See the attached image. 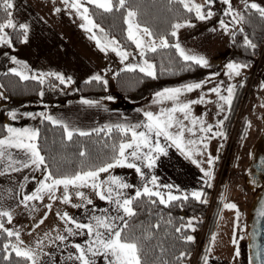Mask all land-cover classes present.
I'll use <instances>...</instances> for the list:
<instances>
[{"label": "snow or ice", "instance_id": "1", "mask_svg": "<svg viewBox=\"0 0 264 264\" xmlns=\"http://www.w3.org/2000/svg\"><path fill=\"white\" fill-rule=\"evenodd\" d=\"M177 2L183 6V8L189 12L194 13L195 18L204 21L209 20L215 15L211 10V5L215 0H204L203 3H196L195 0H177ZM221 2L227 6L224 15L231 16L233 21H243L244 17L240 15L232 6V0H221ZM62 3L66 6V9H73L86 23L82 24L81 27L86 31L92 33L90 39H95L97 46L101 51H106L109 46L113 52L121 58V62L128 59L130 53L126 50L119 48V42L114 38L109 40L107 44H102L97 39L93 29H98L99 32L103 33L104 29L100 25L96 24L93 19L90 18L89 8L86 5H94L96 8L102 9L104 12H112L113 10L119 11L126 7L127 0H62ZM14 0H0V12L4 14L3 18H0V46L13 47V41L8 29L19 30L22 40L21 42L27 43L29 25L27 23H18L13 18ZM205 8L208 10L205 11ZM245 8L256 10L261 17H264V7L259 4L252 2L248 3L245 0ZM60 8H55V12H60ZM138 13L134 10H128L125 16V24L127 25V38L132 41L136 48L139 49V55L141 58L145 57L146 51L156 52L158 48H175L176 52L185 62H192L202 67H208L209 61L204 56L193 55L186 52L181 45L177 42L169 45L167 38L159 37V44H157L154 38L153 31L147 27L142 26L137 20ZM221 28L226 32L229 30V24L223 19L219 21ZM195 25L191 21H185L184 23H175L172 25L173 31L171 32L172 37H177V31L182 27H194ZM215 31V29H212ZM243 31V28L240 29ZM235 33H233V36ZM245 45L252 49L256 48V45L248 39L247 36L244 38ZM7 55V53H5ZM12 63L17 64L21 69H27V64L18 60L15 56L10 57ZM248 65L244 63H229L227 68L230 75L240 76L241 70L247 68ZM139 70L144 73L145 76L151 77L152 79L157 78L156 65L149 62L147 59H143L141 64H129L126 66L127 71ZM12 74L18 76L21 80H36L40 84L45 81V76H55L61 84H65L66 80L63 75L56 73H38L29 76L23 70L17 68H11L9 70ZM91 81L102 82L107 85L108 81L103 79L101 75H94L91 77ZM89 81V82H91ZM67 82H71V77L67 78ZM208 81L194 82L184 84L180 87L164 88L162 91L155 93L156 103H163L164 101L172 102V106L164 109L160 112L153 113L152 111H145L143 113L146 118V122L137 123L134 125H105L103 128H95L91 132L83 130L71 129L67 124H63L64 133L68 141H72L74 133L79 136L86 137L92 135V132L97 134L104 132L112 133L115 129L121 133L126 139L121 140L118 145H113L114 155L111 157L109 162H106L98 167H90L76 171L70 175L56 176L52 171L48 170V164L46 163V157L41 154V149L37 143L39 138L38 129L23 128L18 129L11 126H5L7 135L0 138V176L9 174L10 172H18L23 169H32L39 171L44 169L46 175L43 180L39 181V186L35 191L30 194H22L20 201L24 207H29V202L32 201H43L45 196L51 201L60 200L62 203H71L72 193L70 189H77L75 196L81 201H86L87 205H94L91 198L87 197L83 191H79L81 188H91L96 196L101 201H105L109 205H112V209L103 208L97 209L95 206L92 208V215L88 222H81L70 216L67 212L57 213L59 218L64 222V233L57 234L54 239H51V244L56 248H60L63 245L64 249L69 247L75 251L69 253L67 259L70 261L78 262V264H145L143 258V247L142 239L147 240L151 237L146 235L142 238H136L130 235L126 230L129 228L128 218L137 215L133 205L134 202L147 197L150 199L152 204H156L157 200L159 204L165 207L169 206L172 202L178 200H188V195H174L172 189L174 185L167 184L161 185L158 183V177L152 175L150 179L147 178L144 168L149 170L156 166L157 160L161 155L167 156V145H162L160 137H163L165 141H169L171 146L177 148L180 153L187 159L191 160V163L195 164L200 168L204 177L207 178L205 183L211 187V180L214 178V173L211 170L215 160L219 157H213L211 153L207 152L208 143L216 137H223L226 139V134L217 130L214 131L212 124H206V121L202 117L193 115V105L212 103L211 100H206L205 95L201 94L198 99L181 101V95L184 93H191L194 90L201 89ZM243 85H241L242 87ZM264 87V84H262ZM227 95L221 93V87L219 85L209 89V93H214L220 101L227 105L229 110L231 108L235 85L229 86L226 89ZM43 91L40 92V96H43ZM107 99L112 100L113 97L109 96ZM81 103L88 106H96L100 102L90 99H82ZM264 107V105H261ZM220 111H224V106H220ZM180 114L182 119L177 115ZM26 115L31 116L35 119V116L31 113ZM39 115L53 124H61L62 122L54 119L50 115L39 113ZM11 119L17 118V113L12 111L9 113ZM228 119L224 116L223 119L219 120L215 125V128L222 129L224 121ZM185 121L188 123L186 124ZM190 125V126H189ZM199 128L197 129V126ZM251 126L250 123L248 125ZM144 130H139V129ZM175 128V131L171 129ZM197 131L203 134L200 135L199 139H187L185 134L188 133L191 136H197ZM222 147V146H221ZM9 149H16L23 153V158H14ZM207 154L206 163L209 169L206 170L202 167L205 161L197 160L194 156H202ZM81 157L86 156V152L81 151L79 153ZM115 168H128L134 169L135 172L141 177L142 180L147 182L142 188H135L131 183L125 182V180L118 176L110 174L106 179H101L102 173H109L110 170ZM28 179V177H25ZM149 184L152 187H149ZM24 186L21 185V188ZM166 188L168 191L162 192L159 189ZM62 189V195L57 196L56 193ZM134 189L133 194L126 195L123 190ZM191 196L200 203H207L206 199H203L204 193L202 191H193ZM155 197L156 199H151ZM80 204H72V207H82ZM49 210L52 208V204L45 205ZM224 208L229 210H236V218L239 219L240 213L235 203H225ZM33 210H35L33 208ZM99 212V215L95 213ZM264 216V211L260 213ZM0 218H6L8 224L12 223L13 215L11 210H5L0 208ZM44 219H47L45 214L36 227L44 223ZM155 227H159L156 225ZM189 228L193 232L196 228L193 225V221L190 219L186 225H181L175 229L176 232H181L184 228ZM0 234L6 235V242L0 246V251H3L5 255L3 260L9 261L11 264V257L14 254L15 257L20 258L28 264H41V257H52V253L43 251L45 239H50V234L45 233L44 238L38 239L35 246H26L24 241L21 239V233L19 230H13L12 228L5 227V223L0 219ZM83 236L86 239L81 243L69 242L70 237ZM216 235H212L211 242L216 241ZM187 242H194L195 237L187 235L184 237ZM59 242V243H57ZM235 244L236 241L233 240ZM211 252V248L208 249ZM186 253L181 252L177 259H183ZM239 249H236L235 256H239ZM204 264H208L209 257L205 256Z\"/></svg>", "mask_w": 264, "mask_h": 264}, {"label": "crops", "instance_id": "2", "mask_svg": "<svg viewBox=\"0 0 264 264\" xmlns=\"http://www.w3.org/2000/svg\"><path fill=\"white\" fill-rule=\"evenodd\" d=\"M14 5V20L18 23H27L29 25L28 41L27 43L22 42L19 48L0 46V76L5 72L11 73L9 71L11 68H17L18 70L25 71L29 76L41 72L60 74L65 77L66 83L64 84L65 88L61 89L52 85L49 79L50 76H45L44 83L40 84V92L43 91L44 93L43 96H40L42 105L23 106L14 109L13 111L17 113V118L13 120L8 114L5 118L6 126L18 129H38L43 119L39 113H44L62 122L57 125L63 127V124H67L71 129L91 132L93 129L103 128L105 125H134L143 123L146 122V118L143 115L145 111H152L158 114L162 108L167 109L172 106V102L170 101L156 103L155 94L133 105L124 103L119 97L113 94L112 81L114 74L120 70H125L129 64H135L132 61L137 59V57H141L139 55V49L136 48V54L129 52L128 59L121 62V58L116 52L111 50L112 46H109L106 51H101L96 42L90 43L87 47H85L86 44L76 46L70 39L59 33L57 26L47 20L46 14L31 0H14ZM221 17L222 15H213L209 20H197L192 23L195 25L194 27H182L177 31V37H174L173 42V44L178 42L181 46L187 44V50L185 51H190L188 53L193 55L204 56L209 61V66L224 63V69H227L224 72L220 71L218 75L204 79L203 81L208 82L201 89L181 95V101L186 102L188 100L198 99L201 94H206L205 99L211 100L212 103L193 105V115L202 117L206 121V124H212L214 131H216L215 125L217 122L223 119L229 110L228 106L224 105V102L220 101L214 93H209V89L219 85L221 87V93L227 95V86L222 84V80L224 81L225 77H223V74L227 75L229 73L227 68L229 63L226 57L228 53V39L231 31L229 29L226 32L221 28L219 24ZM212 29H215V31ZM11 30L9 29L8 32L10 33ZM199 33L206 34L205 41L201 43V45L203 44L202 47L200 46L197 49L187 48L191 37ZM188 38L189 40L185 42ZM12 56L26 63L28 66L27 69H21L19 65L12 63L10 59ZM94 75H101L103 79L108 81L105 86L110 96L113 95V99L99 101L100 103L96 106H88L81 103L82 99L78 96V85L91 80V77ZM68 77H71L70 83L67 82ZM234 84L238 85V82ZM221 105L224 106V111L222 112L220 111ZM4 107L5 101L0 90V114L3 112ZM28 113L34 115L35 119L26 115ZM177 115L182 119L180 114ZM185 123L187 124L188 122L185 121ZM198 128L199 125L197 126ZM139 130L144 129L141 128ZM175 130V128L171 129V131ZM221 130L224 132V125ZM200 135L209 134H203L197 131V136L193 137L186 133L185 138L186 140H198ZM160 142L162 145H167L168 155H161L153 169H143L148 179L152 175H155L158 177L159 184L174 185L172 189L174 195H188L193 198L191 196L193 191H202L205 193V190H209L208 184L205 183L207 178L204 177L199 167L191 163V160L185 158L177 148L171 146L170 142L165 141L163 137H160ZM208 147L207 152L215 157L216 149L219 148L218 139L213 138L212 142L208 144ZM9 151L14 158H23V153L19 150L9 149ZM194 158L205 161L202 167L206 170L209 169L206 163L207 154L194 156ZM2 167L0 165V168ZM110 174L122 177L125 182L133 184L135 188H142L147 182V180H142L134 169L128 168H115L110 170L109 173H102L101 179H106ZM45 175V171L23 169L0 176V208L11 210L13 215L12 223L8 224L6 221L5 227L19 230L24 245L32 247L35 246L38 239L44 238L45 233L50 234V239H45L44 241L45 246L43 251L52 253V257L42 256L41 264H78V262L67 259L68 254L74 252V249L70 247L64 249L63 245L60 248H56L54 245L49 246L51 239H54L58 233L66 234L64 233V222L59 218L57 213L62 214L67 212L78 221L88 222L90 216L93 214L91 211L93 206L97 209L109 208V210L113 206L105 201L99 200L91 188H81L79 191H83L87 197L91 198L94 205H87L86 201H81L75 196L77 189H70L72 193L71 203L65 204L60 200L51 201L45 196L43 201H32L29 202V207H24L20 203L22 194H30L35 191L39 186V181L43 180ZM25 177H28V179H25ZM31 180L35 181V187L30 193H23L21 185L25 186ZM149 187H152V185L149 184ZM159 190L165 193L168 191L166 188H160ZM123 191L126 195H131L134 189ZM56 195H62V189ZM49 203L52 204L51 210L45 207ZM72 204H80L83 206L74 208ZM45 214L47 215V219H44V223L40 224L39 227H36L39 221L44 218ZM95 214L99 215L100 213L96 212ZM236 223L237 219L234 211L222 212L221 218L216 222L211 233L206 252L203 256V258L205 256L209 257L208 264H250L249 257H247V260L246 252L243 251L244 248H242L240 255L237 257L235 256L236 250L234 249V245H231L234 240L232 239V231L235 230ZM214 234L217 238L212 243L211 237ZM85 239L86 237L83 236H74L69 238V242L81 243ZM209 248H211V252L208 251ZM202 264H204V259Z\"/></svg>", "mask_w": 264, "mask_h": 264}, {"label": "trees", "instance_id": "3", "mask_svg": "<svg viewBox=\"0 0 264 264\" xmlns=\"http://www.w3.org/2000/svg\"><path fill=\"white\" fill-rule=\"evenodd\" d=\"M116 3V0H113ZM89 8L90 18L104 29L99 32L93 29L97 39L103 44L115 39L119 42V48L132 54H136L135 44L127 38V25L125 16L128 10L138 13L137 20L142 26L149 27L154 38L159 40L163 36L167 38L169 45L174 42L171 36L172 25L185 21L196 22L194 13L187 12L177 0H127L126 7L119 11L104 12L94 5H86ZM208 9L205 8V11ZM239 14L244 17L243 21H233L231 16L222 15L229 24L230 35L228 39L227 62L244 63L249 70L254 66L264 43V17L253 9L242 7ZM4 14L0 12V18ZM243 28V31L240 29ZM9 30V29H8ZM7 30V31H8ZM233 33L235 35L233 36ZM10 35L13 41V48H19L22 44V36L19 30H11ZM248 37L256 48L247 47L244 42ZM144 59L156 65L157 78L147 77L139 70H120L113 76V94L119 97L124 103L133 105L143 99L154 95L164 88L180 87L184 84L201 82L204 79L218 74V65L202 67L192 62H185L176 52L175 48H158L156 52L146 51ZM248 78V76H247ZM52 85L64 89L54 76L49 77ZM91 81V80H89ZM86 81L78 85V96L80 99L104 101L110 96L106 86L102 82ZM0 90L3 94L5 107L0 114V138L6 135L5 118L14 109L23 106L42 105L40 99V83L36 80H21L16 75L5 72L0 76ZM243 86L235 87L233 102L228 110V119L224 123V132L227 135L236 117L238 107L243 96ZM113 97V95H111ZM39 138L37 143L41 154L46 157L48 170L54 175H70L76 171L90 167H98L109 162L114 155L113 145H118L121 140L126 139L115 129L112 133L105 130L99 134L92 132V135L82 137L74 133L72 141L66 139L64 129L61 125L53 124L42 119L39 127ZM86 152L81 157L79 153ZM40 171H45L41 169ZM46 172V171H45ZM35 187V181L31 180L23 187V193H30ZM210 190H205L203 199L207 203H200L195 198L178 200L169 206L152 204L150 199L143 197L134 202L136 216L128 218L129 228L126 230L136 238L150 236V239H142L143 258L145 264H202L204 253L210 239V234L216 225L219 213V204L210 206ZM151 199H156L155 197ZM196 220L197 227L203 228L205 243L203 246L194 242H187L184 237L191 235L189 228L176 232L175 229L186 225L188 219ZM6 226V218H0ZM159 225V227H155ZM6 235L0 234V246L6 242ZM201 246V247H200ZM186 253L183 259H177L180 253ZM5 253L0 251V264H10L3 260ZM11 264H28V262L11 257Z\"/></svg>", "mask_w": 264, "mask_h": 264}, {"label": "rangeland", "instance_id": "4", "mask_svg": "<svg viewBox=\"0 0 264 264\" xmlns=\"http://www.w3.org/2000/svg\"><path fill=\"white\" fill-rule=\"evenodd\" d=\"M31 1L34 4H37L39 9L46 14L47 20L57 26L59 33L70 39L76 46L86 44L85 47H87L90 43L96 42L95 39L89 38L92 33L81 27V25L86 22L80 18L75 10L66 9L62 0ZM195 2L203 3L204 0H195ZM247 2H255L264 7V0H247ZM232 6L235 11L239 13V10L242 7H245V0H232ZM210 7L215 15H224L227 8L221 0H215ZM55 8H60L61 11L55 12ZM205 37L206 34H195L194 37H191L187 48L197 49L200 48V46L202 47L203 44L201 45V43L205 41ZM188 40L189 38L185 42ZM156 42L159 44V40H156ZM186 46L187 44L181 47L184 50H187ZM142 60L143 58L137 57V59L132 62L135 64H141ZM224 66V63L218 64V74L220 71L224 72L227 70L224 69ZM223 77V85H226L227 87L235 85V87H237V84L234 83L238 82V85H243L244 90L236 117L232 122L231 130L226 135L227 138L216 137L218 139L219 148L216 149L215 157L219 158L215 160L214 165L212 166L214 178L211 180V187H209V201L210 206L215 203L219 204L218 220L221 218L222 212L224 211H234L236 215V210H229L223 207L225 203H235L237 205L240 216L237 220L236 227H234L235 230L232 231V239H234L236 243L234 244L232 241L231 245H234L235 250L238 248L239 253H241L242 248H244L243 251L246 252L247 258L250 256V227L247 224V217L250 212L252 197L249 188L244 184L243 173L248 161L249 151L255 142L259 129L261 128V116L264 114V107L261 106L264 105V87H262V84H264V43L253 67L249 70L245 68L242 69L240 76H234L227 73V75L223 74ZM249 123L251 125L250 127L248 126ZM217 130L221 129L216 128V131ZM206 142L209 144L212 142V139ZM190 219L193 221V225L196 228V231L194 232L190 229L191 235L195 237V242L197 244L200 243V245L203 246L205 243V237L202 234V229L197 227L195 219ZM190 219H188V221Z\"/></svg>", "mask_w": 264, "mask_h": 264}, {"label": "flooded vegetation", "instance_id": "5", "mask_svg": "<svg viewBox=\"0 0 264 264\" xmlns=\"http://www.w3.org/2000/svg\"><path fill=\"white\" fill-rule=\"evenodd\" d=\"M243 179L252 197L247 217V224L251 228L259 201L264 194V114L261 116V128L249 151Z\"/></svg>", "mask_w": 264, "mask_h": 264}, {"label": "water", "instance_id": "6", "mask_svg": "<svg viewBox=\"0 0 264 264\" xmlns=\"http://www.w3.org/2000/svg\"><path fill=\"white\" fill-rule=\"evenodd\" d=\"M264 194L259 201L256 213L253 218V225L250 228V260L251 264H264Z\"/></svg>", "mask_w": 264, "mask_h": 264}]
</instances>
